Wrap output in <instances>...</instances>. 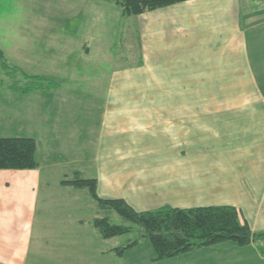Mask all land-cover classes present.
<instances>
[{
    "label": "crops",
    "instance_id": "0c3cea01",
    "mask_svg": "<svg viewBox=\"0 0 264 264\" xmlns=\"http://www.w3.org/2000/svg\"><path fill=\"white\" fill-rule=\"evenodd\" d=\"M76 1L71 30L40 33L43 53L50 55L31 75L41 73L56 85L21 94L0 79V91L6 87L17 105L34 94L40 117L48 120V103L51 108L62 92L60 79L88 74L90 53L109 54L105 42L91 46L92 31L104 22L96 16L127 17L125 36L136 45L132 62L108 73L98 129L95 111L88 110L78 157L56 156L51 120L41 122L42 141L32 136L37 167L0 168V264H264V240H227L155 259L151 244L140 239L118 254V236L102 238L92 224L107 209L92 212L86 189L61 183L75 173L94 177L99 197L122 198L136 211L230 204L252 231H264V79L256 78L248 48L256 29L264 32V0H183L131 16H121L108 0ZM73 53L66 75L56 62ZM84 94L93 100L95 89ZM195 102L199 112L192 111ZM177 126L186 129L177 133ZM20 131L0 136H25ZM83 205L88 213H81Z\"/></svg>",
    "mask_w": 264,
    "mask_h": 264
},
{
    "label": "rangeland",
    "instance_id": "374dc122",
    "mask_svg": "<svg viewBox=\"0 0 264 264\" xmlns=\"http://www.w3.org/2000/svg\"><path fill=\"white\" fill-rule=\"evenodd\" d=\"M260 1V0H250ZM76 0H0V48L5 52V58L11 63L16 64L23 72L32 74L33 71L42 70V65L45 64L46 60L49 59L50 52L47 49V53H43V46L41 44L40 33L45 31L47 34L51 31L62 29L63 32L69 31L73 27L74 17L72 16V4L77 3ZM104 3V2H102ZM114 9H118L113 2H111ZM111 4H107L109 9ZM68 10V11H66ZM119 10V9H118ZM43 16L45 19L43 20ZM96 19H101L103 25L97 23L98 27L94 32L96 34V43L91 46H97L100 42L104 43V48L109 54H104L100 58L99 51L92 52L89 55L85 69L87 70L83 76L78 78L77 76L71 78L66 76L60 79L63 84L62 92L57 97V100L48 103L49 114L46 119H42L40 116L41 103L39 98H34V94L27 100L19 102L18 105L14 102L15 97H8L5 94V89L0 91V134L15 135L20 130L21 134L25 136L34 137L39 142L41 140V122L48 125L52 120V128L55 132V136L58 138L59 147L56 150V156L62 157L63 159H73L80 155V150L83 146L85 138L83 137L80 141L79 132L84 128V123L88 119V110L95 111L96 117V128L98 129V118L97 114L99 110H102L103 95L105 82L107 81L108 73L114 72L115 68H121L125 64L132 62L131 52L133 48H136L135 41L132 35L128 33L125 36L127 30L126 24L129 22L127 17L115 16H96ZM43 21L45 22L43 26ZM96 24V23H95ZM61 26V27H60ZM257 31L262 30L261 28L256 29ZM129 31L132 32L131 29ZM255 31V39L250 40L249 55L251 58L252 66L256 73L257 79H264V32ZM124 39L130 41L131 47H128L124 42ZM92 43V40H91ZM39 48L41 51H39ZM132 48V49H131ZM15 54L16 59L11 57V54ZM59 52V51H58ZM111 56V59H110ZM37 59L39 61H37ZM75 59V53L70 54L65 58V63L57 61L56 65L62 70L64 69L65 74L71 75L72 68L74 66L73 60ZM111 63L110 69L108 68ZM78 69L77 71H79ZM76 71H74L75 73ZM41 75V73H35ZM79 74H83L80 72ZM20 76V75H19ZM64 76V75H62ZM79 76V75H78ZM91 81H88L90 80ZM69 80L71 82H69ZM81 80L78 87L75 84ZM64 82V83H63ZM90 82V83H89ZM94 83L95 86L90 85ZM89 88L95 89V95L93 100H87V90ZM239 92L243 94L253 93L252 87H239ZM263 88L261 87V90ZM72 90H75L74 92ZM72 91V93H70ZM5 94V95H4ZM186 105L188 103H185ZM194 104L196 108L194 109ZM209 105L211 103H208ZM2 105V106H1ZM150 105V104H148ZM200 109L199 102L193 103V110L198 111ZM44 118V117H43ZM193 120H198L197 117H193ZM214 120V119H213ZM210 123H215L214 121ZM79 129V131L77 130ZM184 127H176V131L184 130ZM193 127V135L196 131ZM78 131L72 134L73 131ZM57 131V132H56ZM180 133V132H179ZM81 138V135H80ZM178 141V140H177ZM173 144L172 147H174ZM169 148L160 149V154L164 158L168 155ZM42 151V145H40V156ZM178 151V150H177ZM74 165V164H73ZM243 173V172H242ZM85 191V188L84 190ZM86 193V192H84ZM88 200L94 205L93 208H89L92 212L100 209L98 204L86 194ZM94 201V202H93ZM82 203V201H81ZM87 205H83L81 213L87 212ZM106 211L99 210L98 216L101 214L108 216L111 223L129 224V222L122 219L115 211L106 208ZM109 211V212H108ZM263 232V231H261ZM118 241H122L123 244L128 241L138 238V232L134 229L128 234L116 237Z\"/></svg>",
    "mask_w": 264,
    "mask_h": 264
},
{
    "label": "trees",
    "instance_id": "16d2710c",
    "mask_svg": "<svg viewBox=\"0 0 264 264\" xmlns=\"http://www.w3.org/2000/svg\"><path fill=\"white\" fill-rule=\"evenodd\" d=\"M120 10L121 16L137 15L147 10L183 0H108ZM20 75V76H19ZM0 79L11 91L25 94L56 84L40 75L22 73L11 64L0 49ZM36 142L29 136H0V168L27 169L38 166L35 158ZM62 184L85 188L101 207L115 211L129 224L111 223L107 216L95 217L92 224L102 238L138 232V238L115 247L122 251L140 239L147 240L155 252V259H163L201 246L232 240L247 245L264 240V231H252L240 210L230 204L192 207L161 206L136 211L122 198H101L96 193V179L78 173L61 180ZM262 251H264L262 249Z\"/></svg>",
    "mask_w": 264,
    "mask_h": 264
}]
</instances>
